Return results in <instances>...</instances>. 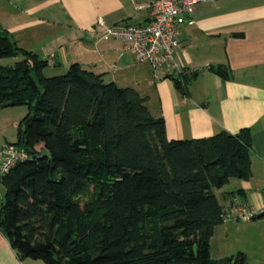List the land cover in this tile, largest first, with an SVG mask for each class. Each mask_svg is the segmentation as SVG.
Masks as SVG:
<instances>
[{
    "label": "trees",
    "instance_id": "16d2710c",
    "mask_svg": "<svg viewBox=\"0 0 264 264\" xmlns=\"http://www.w3.org/2000/svg\"><path fill=\"white\" fill-rule=\"evenodd\" d=\"M10 57L19 59L0 65V107L32 108L9 143L30 158L0 176V232L19 259L247 264L242 252L212 259L209 241L223 222L214 190L250 178L249 128L168 140L135 89L76 62L46 77L47 60L0 29V58ZM207 69L226 78L221 65ZM196 74L164 78L185 94Z\"/></svg>",
    "mask_w": 264,
    "mask_h": 264
},
{
    "label": "crops",
    "instance_id": "0c3cea01",
    "mask_svg": "<svg viewBox=\"0 0 264 264\" xmlns=\"http://www.w3.org/2000/svg\"><path fill=\"white\" fill-rule=\"evenodd\" d=\"M184 18L175 60L183 74H197L189 76L181 94L170 79L155 78L150 66L136 61L120 40L102 36V24L145 22L144 0H0V29L18 47L46 59L47 67L76 62L105 81L135 89L152 115L164 119L168 140L249 128L250 178L230 179L214 193L222 208L234 201L258 208L264 202V0L200 2ZM18 59L0 58V64ZM219 65L226 78L207 69ZM18 122L12 121L16 127ZM231 224L215 227L209 241L212 259L222 258L211 255L215 237L217 245L223 233L216 229L226 231ZM259 249L264 255V247ZM0 264L45 263L19 259L0 232Z\"/></svg>",
    "mask_w": 264,
    "mask_h": 264
},
{
    "label": "built area",
    "instance_id": "2783aa9c",
    "mask_svg": "<svg viewBox=\"0 0 264 264\" xmlns=\"http://www.w3.org/2000/svg\"><path fill=\"white\" fill-rule=\"evenodd\" d=\"M148 8V19L132 24L118 21L111 25L102 24V36L118 39L123 49L129 51L138 62L147 63L155 78L171 76L180 78L181 67L175 60L181 27L200 2L209 0H144ZM101 24V21H99ZM30 155L20 147L5 144L0 148V176L7 173L16 163L25 161ZM264 214V202L251 207L236 201L222 208L224 220L248 221Z\"/></svg>",
    "mask_w": 264,
    "mask_h": 264
},
{
    "label": "rangeland",
    "instance_id": "374dc122",
    "mask_svg": "<svg viewBox=\"0 0 264 264\" xmlns=\"http://www.w3.org/2000/svg\"><path fill=\"white\" fill-rule=\"evenodd\" d=\"M68 67V64H63L58 68L46 67L43 69V74L46 77L61 75L67 71ZM29 112H32V108H29L27 105L0 107V148L5 144L15 141L16 126L13 125L12 121L18 122L26 113ZM5 122L9 123V125H7L5 130H1V127L4 126ZM5 140L9 141V143H6ZM3 196L4 190L0 183V208ZM226 223H232L231 227H229L226 231H224L221 227L216 229L218 231H215L223 233H221L217 245L216 237L214 239L211 247L212 257L224 258L235 255L238 252H242L246 257L248 264H264V255L261 254L259 249L262 246L264 247V217L248 221L228 219L224 220V224Z\"/></svg>",
    "mask_w": 264,
    "mask_h": 264
},
{
    "label": "water",
    "instance_id": "95a60500",
    "mask_svg": "<svg viewBox=\"0 0 264 264\" xmlns=\"http://www.w3.org/2000/svg\"><path fill=\"white\" fill-rule=\"evenodd\" d=\"M40 154H41V155H44V156H47V155H48V152L46 151V149L42 148V149L40 150Z\"/></svg>",
    "mask_w": 264,
    "mask_h": 264
}]
</instances>
